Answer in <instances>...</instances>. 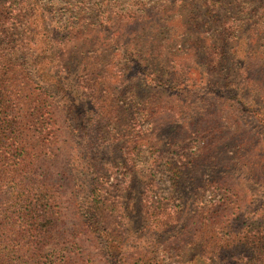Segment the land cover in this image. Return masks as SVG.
Instances as JSON below:
<instances>
[{
    "label": "trees",
    "instance_id": "obj_1",
    "mask_svg": "<svg viewBox=\"0 0 264 264\" xmlns=\"http://www.w3.org/2000/svg\"><path fill=\"white\" fill-rule=\"evenodd\" d=\"M189 1L0 0V264H94L79 240L94 246L103 264H158L151 252L124 249L126 214L106 192L109 164L97 157L118 131L114 106L124 100L149 130L191 119L176 137L178 149L194 145L203 159L218 146V179L211 183L218 201L207 207L218 257L264 264V12H253L251 27L241 18L224 23L225 43L188 39L166 61L140 48L150 31L155 41L164 33L188 38L191 24L200 34L211 27L204 19L218 18V0H209L203 24L184 14L169 18L168 27L149 24L148 8L162 19L169 7L189 10ZM47 9L56 29L47 24ZM248 9L242 15L249 17ZM194 54L204 64H193ZM231 55L236 80L215 81L211 72L220 74V59ZM205 107L212 112L198 115ZM203 117L218 118L214 142L212 129L201 128ZM67 186L83 190L80 223L63 212Z\"/></svg>",
    "mask_w": 264,
    "mask_h": 264
},
{
    "label": "rangeland",
    "instance_id": "obj_2",
    "mask_svg": "<svg viewBox=\"0 0 264 264\" xmlns=\"http://www.w3.org/2000/svg\"><path fill=\"white\" fill-rule=\"evenodd\" d=\"M89 1L92 2L90 6L97 4V0ZM189 3L191 7L187 11L188 5H185V10L169 7V10L163 13L162 19L153 15V12L157 10L148 8L146 10L148 22L151 26L154 22H160L161 26L165 24L168 27L169 18L175 20L184 14L187 20L193 18L194 21L203 24L201 16L203 17L212 8V3L209 0H192ZM245 9H248L249 17L242 15L241 11ZM254 11L259 14L264 12V0H218V18L215 21L213 20L215 18H205L204 20H208V25L211 27L203 33L200 34L192 29L194 25L191 24L187 33L188 38H174L172 34L165 35L164 33L158 35L153 41L148 37L151 34L150 31L145 39L151 41L147 43L139 40V46L153 57L157 55L166 61L168 55L178 52L183 42L188 39H190L189 42L198 44L203 37L210 36L218 38L222 44L225 43L222 37H226L221 30L224 23L236 22L238 18H241L245 26L251 27ZM53 14L48 9L45 11L48 26L56 29L58 23ZM171 23L173 22L170 21ZM157 29L155 27L154 30ZM165 31L166 27L163 32ZM162 39L161 44H164L165 51L162 50L163 54L160 55L162 51L159 46L161 44L159 46L158 44ZM173 41L175 45L167 50L166 48ZM153 42L155 46L149 45ZM193 56L196 57H193V64L194 62L204 64L199 55L194 54ZM219 70L220 74H218V69L216 72H211V77L215 81L221 78L227 79V77H230L231 81L236 80L238 63L234 56L222 57ZM135 83L136 80L131 85L134 86ZM113 87L120 94L125 90L122 86ZM138 110L132 108V105L125 100L116 102L113 128L117 127L118 131L114 132L115 135L110 143L103 147L97 156L100 161L109 164L105 169L109 170L110 181L104 188L113 199L121 203L126 214L124 249L130 250L132 254L135 251L151 252L153 256L151 262H158V264H237V259L225 262L218 257V244L216 243L218 233L215 227L209 229L211 223L208 218L212 217L213 212L207 207L209 202L218 201V191L211 187L214 178L218 179V146H211L210 156L203 157V159L199 158L201 154L192 145L193 142L190 143L192 146H186L182 150L178 149L177 147L181 146L182 142L176 137L180 136V131L184 132L191 119H185V126L176 124L171 128L160 127L159 130H149L147 122L133 116V113L137 114ZM209 111L210 109L205 107V113L199 112L198 115H205ZM192 120L195 119L192 118ZM200 124L201 128L212 129L213 142L218 139V132H214L218 128V118L203 117ZM141 131L145 132L151 145L146 146ZM131 142L134 143L131 145L132 148H129ZM155 164H160V166L153 170ZM66 190L68 191L66 204L62 205L63 212L67 214L72 224L82 221L85 219L86 211L85 201L81 194L82 188L78 190L76 187L71 189V186H67ZM71 196L81 201L79 208L73 205ZM216 220L212 219V221ZM79 243L85 247V257L91 258L94 264H103L94 246L86 241L79 240Z\"/></svg>",
    "mask_w": 264,
    "mask_h": 264
}]
</instances>
